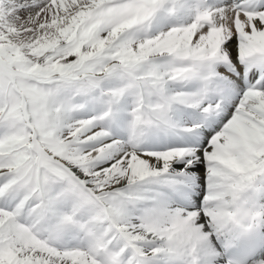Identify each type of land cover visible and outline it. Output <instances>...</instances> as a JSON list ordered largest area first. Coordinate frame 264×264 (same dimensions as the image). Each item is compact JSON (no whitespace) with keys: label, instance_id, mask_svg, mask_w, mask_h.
Listing matches in <instances>:
<instances>
[{"label":"snow or ice","instance_id":"obj_1","mask_svg":"<svg viewBox=\"0 0 264 264\" xmlns=\"http://www.w3.org/2000/svg\"><path fill=\"white\" fill-rule=\"evenodd\" d=\"M0 264H264V0H0Z\"/></svg>","mask_w":264,"mask_h":264}]
</instances>
